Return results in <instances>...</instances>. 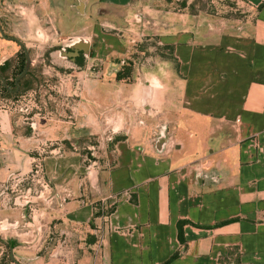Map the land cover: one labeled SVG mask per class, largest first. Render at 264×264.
<instances>
[{"label":"crops","instance_id":"obj_1","mask_svg":"<svg viewBox=\"0 0 264 264\" xmlns=\"http://www.w3.org/2000/svg\"><path fill=\"white\" fill-rule=\"evenodd\" d=\"M166 1H54L63 33L86 5L134 16L141 35L169 47L172 90L161 93L157 74L127 82L142 118L113 128L91 168L71 149L44 160L55 193L44 213L57 234L45 236L52 245L42 254L10 235L25 264H264V0H236L241 17L200 9L165 20L156 4ZM88 114L92 101H80L73 127L57 132L89 131Z\"/></svg>","mask_w":264,"mask_h":264},{"label":"rangeland","instance_id":"obj_2","mask_svg":"<svg viewBox=\"0 0 264 264\" xmlns=\"http://www.w3.org/2000/svg\"><path fill=\"white\" fill-rule=\"evenodd\" d=\"M54 1L0 0L3 32L18 38L31 60L16 96H8L0 88V264H17L8 256L10 235L19 234L22 249L42 254L52 245L45 236L57 234L50 231L44 213L55 194L44 174V160L71 149L80 153L86 170L91 168L92 158L110 147L113 128L121 130L142 118L141 106L126 99L127 82L157 74L161 93L172 90L168 80L174 64L169 49L156 43L151 33L141 35L140 21L134 16L95 4L92 13H87L86 5V13L74 10L69 29L63 33L55 13L64 7ZM163 4L156 7L165 20L170 11L200 9L223 19L241 17L246 6L236 0H168ZM49 8L56 10L49 12ZM142 12L149 16L148 10ZM112 36L117 41L111 42ZM84 45L82 63L77 64L69 58L67 48ZM20 50L16 42L0 35V64L6 59L0 74L8 80L16 71ZM128 62L130 72L116 79L115 70ZM80 101H92V115H81L90 130L62 138L58 125L73 127ZM12 253L21 264L28 262L27 255L13 247Z\"/></svg>","mask_w":264,"mask_h":264},{"label":"flooded vegetation","instance_id":"obj_3","mask_svg":"<svg viewBox=\"0 0 264 264\" xmlns=\"http://www.w3.org/2000/svg\"><path fill=\"white\" fill-rule=\"evenodd\" d=\"M1 27V26H0ZM2 29V28H1ZM3 31V30H2ZM0 35L3 37V38H6V37H11L10 35H7V34H5L4 32H3V34H1L0 33ZM13 37H15V36H13ZM16 38V37H15ZM6 39H9V38H6ZM18 39V38H17ZM10 40H12V39H10ZM19 40V39H18ZM12 41H14V40H12ZM20 41V40H19ZM14 42H16V41H14ZM17 43V42H16ZM18 44V43H17ZM19 46V45H18ZM25 46V45H24ZM20 47V46H19ZM21 48V47H20ZM26 48V47H25ZM27 49V48H26ZM20 51H22L23 52V50H22V48H21V50ZM28 51V50H27ZM74 52V53H73ZM67 53H68V56H69V58H72V59H74L75 57H77L78 55H80V54H82L83 53V51L82 50H80V49H72V48H67ZM76 54V55H75ZM28 55H29V53H28ZM23 56H24V52H23ZM30 58V57H29ZM31 61V60H30ZM6 63V59H4L3 60V62H1V64H0V69H1V67H2V65H4ZM29 64H30V62H29ZM29 64H28V66H29ZM24 65V64H23ZM23 68V67H22ZM22 70V69H21ZM26 71H28V67H27V69H26ZM26 71H25V73L19 78V79H21L25 74H27L26 73ZM19 74V73H18ZM18 74H13V76H12V78L10 79V80H13V83H14V78H15V76L16 75H18ZM19 79H17V85H18V80ZM10 80H8L4 75H1L0 74V88H1V90L5 93V94H7L8 96H11V97H14V96H16L18 93H19V90H20V87H19V85L17 86V88L15 87L16 85H15V83H14V87H8L7 86V84H6V82H10ZM22 82V81H21ZM21 82H20V84H21ZM2 86L3 87H5L6 89H8V92H6L5 90H3L2 89ZM6 243H7V245H8V247H9V251H8V256H9V253L11 252L12 253V247H13V244L7 239L6 240ZM12 244V246H10L9 244ZM9 258H10V256H9ZM12 258H14L13 257V253H12ZM12 258H10L11 260H13ZM15 259V258H14ZM16 260V259H15ZM17 262H18V260H17ZM17 264H21L20 262H18Z\"/></svg>","mask_w":264,"mask_h":264},{"label":"trees","instance_id":"obj_4","mask_svg":"<svg viewBox=\"0 0 264 264\" xmlns=\"http://www.w3.org/2000/svg\"><path fill=\"white\" fill-rule=\"evenodd\" d=\"M165 47V46H164ZM169 49V47H168ZM20 54H21V58H20V61L17 65V68H16V71L14 72V75L15 74H18L22 67H23V64H24V56H23V52L20 51ZM74 60L77 62V63H81V57H79V55L77 57L74 58ZM3 66V65H2ZM131 70V66H130V63L128 62V64H123L120 68L116 69L115 70V78L116 79H120V78H123L124 75L128 74ZM28 71H26L27 73ZM24 78L22 77L21 79L18 80V85L20 87V82L23 80ZM25 81V80H24ZM22 83V82H21ZM7 86L8 87H14V83H13V80H10V82H6ZM2 89L5 90L6 92H8V89H6L5 87L2 86ZM9 93V92H8ZM112 209V207H108V208H105L103 210V213H107L108 211H110ZM102 210V208L100 207H97V205H95V209H94V212H93V215H96L98 213H100ZM10 246H12V244L10 243L9 244Z\"/></svg>","mask_w":264,"mask_h":264},{"label":"water","instance_id":"obj_5","mask_svg":"<svg viewBox=\"0 0 264 264\" xmlns=\"http://www.w3.org/2000/svg\"><path fill=\"white\" fill-rule=\"evenodd\" d=\"M0 33L3 34V31H2V29H1V27H0ZM6 38H9V39H12V40L16 41V42L18 43V45L22 48L23 52H24V65H23V68H22V70L19 72V74L16 75L15 78H14V83H15V85H16L15 87L17 88V86H18V85H17V79H19V78L25 73V71H26V69H27V67H28V64H29V62H30V58H29V55H28V51H27V49L25 48L24 44H23L21 41H19L17 38H15V37H13V36H11V37H6ZM84 47H85V45L82 46L81 48L84 49ZM77 48H78V47H77ZM74 49H76V48H74ZM73 53H74V52H73ZM9 256H10V258H12V253H11V252L9 253ZM12 259H13L14 262L18 263L17 260H15L14 258H12Z\"/></svg>","mask_w":264,"mask_h":264}]
</instances>
